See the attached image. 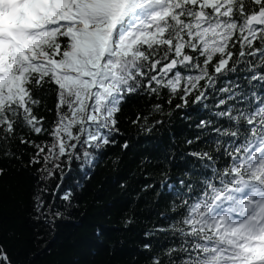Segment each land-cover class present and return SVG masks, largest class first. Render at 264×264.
Returning a JSON list of instances; mask_svg holds the SVG:
<instances>
[{
	"label": "snow or ice",
	"instance_id": "obj_1",
	"mask_svg": "<svg viewBox=\"0 0 264 264\" xmlns=\"http://www.w3.org/2000/svg\"><path fill=\"white\" fill-rule=\"evenodd\" d=\"M162 90L169 105L179 94L176 109L193 93V105L210 109L214 96L216 119L197 125L214 134L211 150L188 153L199 165L177 184L164 182L173 211H183L156 231L178 243L162 250L166 261L155 254L151 264H264V0H0V152L20 159L16 140L35 149L28 166L40 164L38 183L45 182L33 196L35 219L54 226L62 217L55 201L65 167L91 166L95 150L116 143L127 98L159 99ZM53 92L55 119L46 128L34 110L47 109ZM162 108L152 105L139 126L162 123L148 125ZM220 120L226 126L212 127ZM44 134L49 140L30 138ZM57 171L60 184L46 205L42 194ZM72 195L60 193L66 207ZM0 262L10 264L3 246Z\"/></svg>",
	"mask_w": 264,
	"mask_h": 264
},
{
	"label": "trees",
	"instance_id": "obj_2",
	"mask_svg": "<svg viewBox=\"0 0 264 264\" xmlns=\"http://www.w3.org/2000/svg\"><path fill=\"white\" fill-rule=\"evenodd\" d=\"M236 75L243 74L238 71L227 79H235ZM194 96L187 97L188 105L182 109L175 107L182 103L179 94L171 105L167 103V90L161 91L159 99L155 95L129 96L117 113L120 132L113 137L116 143L95 150L91 166L81 169L83 160H74L71 171L65 167L60 193L70 189L73 195L71 205L66 207L57 193L55 206L63 215L54 226L35 219L33 196L37 187H45V182L38 183L37 169L41 165L28 166L35 149L16 140L11 148L20 159L5 158L0 152V168L4 169L0 176V246L10 264H151L155 254L166 261L162 250L178 241L170 232L156 229L167 227L170 218L178 219L183 209L173 211L175 197L164 182L177 184L179 177L199 165L189 152L212 148L206 144L213 138L212 128L199 129L197 125L204 119H216L209 115L215 97L208 100L210 109H204L202 104L193 105ZM55 102L53 92L47 97V109L51 111L43 105L34 110L45 117L46 128L55 119ZM154 104L163 108L149 116L148 125L157 120L162 123L147 131L139 124ZM137 115L141 120L133 124ZM219 124L226 126L227 122L220 120L212 127ZM30 138L37 142L49 140L47 134ZM188 140L193 143L189 145ZM125 143L127 148L123 147ZM144 160L149 162L142 163ZM57 184L59 171L47 181L49 190L42 194L46 205L52 202ZM127 220L131 223L126 224ZM145 244H150L151 250H145Z\"/></svg>",
	"mask_w": 264,
	"mask_h": 264
}]
</instances>
